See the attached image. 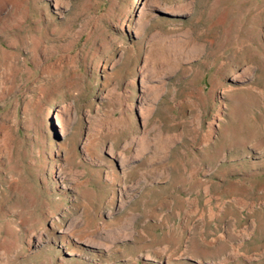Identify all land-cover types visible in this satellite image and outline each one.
<instances>
[{"label": "rangeland", "instance_id": "374dc122", "mask_svg": "<svg viewBox=\"0 0 264 264\" xmlns=\"http://www.w3.org/2000/svg\"><path fill=\"white\" fill-rule=\"evenodd\" d=\"M0 264H264V0H0Z\"/></svg>", "mask_w": 264, "mask_h": 264}, {"label": "bare ground", "instance_id": "6f19581e", "mask_svg": "<svg viewBox=\"0 0 264 264\" xmlns=\"http://www.w3.org/2000/svg\"><path fill=\"white\" fill-rule=\"evenodd\" d=\"M131 173V172H130ZM133 173V172H132ZM132 173H131V175H132ZM130 175V174H129ZM123 177V176H122ZM129 177V176H128ZM118 178V177H117ZM114 180H116V179H114ZM122 180V179H121ZM117 181V180H116Z\"/></svg>", "mask_w": 264, "mask_h": 264}]
</instances>
